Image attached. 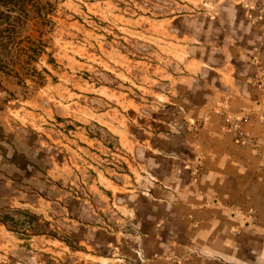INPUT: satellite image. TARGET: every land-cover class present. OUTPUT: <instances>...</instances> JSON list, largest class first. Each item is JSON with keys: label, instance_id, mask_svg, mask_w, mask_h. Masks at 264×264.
<instances>
[{"label": "rangeland", "instance_id": "rangeland-1", "mask_svg": "<svg viewBox=\"0 0 264 264\" xmlns=\"http://www.w3.org/2000/svg\"><path fill=\"white\" fill-rule=\"evenodd\" d=\"M21 1L20 27L15 9L0 23L13 38L0 58V264H23L31 239L68 244L58 195L126 171L172 84L212 61L194 28L227 0Z\"/></svg>", "mask_w": 264, "mask_h": 264}, {"label": "crops", "instance_id": "crops-1", "mask_svg": "<svg viewBox=\"0 0 264 264\" xmlns=\"http://www.w3.org/2000/svg\"><path fill=\"white\" fill-rule=\"evenodd\" d=\"M229 1L195 25L212 61L172 84V106L140 127L126 171L82 178L75 202L58 195L68 244L31 239L17 260L264 264V0Z\"/></svg>", "mask_w": 264, "mask_h": 264}, {"label": "trees", "instance_id": "trees-1", "mask_svg": "<svg viewBox=\"0 0 264 264\" xmlns=\"http://www.w3.org/2000/svg\"><path fill=\"white\" fill-rule=\"evenodd\" d=\"M22 1L21 0H0V23H2L3 21L7 22L9 21L10 17L8 16L7 11H9L10 9H15V12L17 14V18H16V24L17 27H20L21 23H22V19L24 18L23 15L24 12L22 9V5L21 4ZM1 26V24H0ZM12 32L8 31H0V58H1V54H3L4 52H6V43L10 42L13 38L12 36H10ZM1 60H0V70L3 69V67L1 66Z\"/></svg>", "mask_w": 264, "mask_h": 264}, {"label": "built area", "instance_id": "built-area-1", "mask_svg": "<svg viewBox=\"0 0 264 264\" xmlns=\"http://www.w3.org/2000/svg\"><path fill=\"white\" fill-rule=\"evenodd\" d=\"M240 121L239 120H237V122L234 124V126H233V131H235L236 133L239 131V126H238V123H239Z\"/></svg>", "mask_w": 264, "mask_h": 264}]
</instances>
